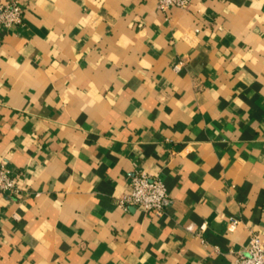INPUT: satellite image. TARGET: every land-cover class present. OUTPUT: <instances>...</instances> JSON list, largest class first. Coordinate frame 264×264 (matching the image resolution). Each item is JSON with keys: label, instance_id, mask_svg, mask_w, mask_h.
I'll return each mask as SVG.
<instances>
[{"label": "crops", "instance_id": "crops-1", "mask_svg": "<svg viewBox=\"0 0 264 264\" xmlns=\"http://www.w3.org/2000/svg\"><path fill=\"white\" fill-rule=\"evenodd\" d=\"M15 1L0 264H231L251 233L264 245V0ZM137 170L163 181L160 212L118 205Z\"/></svg>", "mask_w": 264, "mask_h": 264}, {"label": "built area", "instance_id": "built-area-1", "mask_svg": "<svg viewBox=\"0 0 264 264\" xmlns=\"http://www.w3.org/2000/svg\"><path fill=\"white\" fill-rule=\"evenodd\" d=\"M191 1L155 0L157 9L165 14L171 8L186 9ZM23 15L24 9L17 1L10 0L0 3V23L4 27L10 28L21 24ZM0 190L12 194H17L19 191L16 175L3 165H0ZM166 197V187L159 177L137 170L131 176L128 189L118 197L117 203L123 208L141 207L146 211L160 212ZM237 223V219H232L228 230L234 229ZM205 227L206 223H201L200 231ZM244 251L235 255L231 264H264V245L259 233H251Z\"/></svg>", "mask_w": 264, "mask_h": 264}]
</instances>
